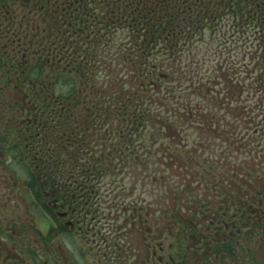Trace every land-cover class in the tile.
<instances>
[{
	"label": "flooded vegetation",
	"instance_id": "obj_1",
	"mask_svg": "<svg viewBox=\"0 0 264 264\" xmlns=\"http://www.w3.org/2000/svg\"><path fill=\"white\" fill-rule=\"evenodd\" d=\"M188 23L220 43L215 56L244 60L236 34L244 29L264 53V0H0V264H264L256 226L264 186L250 180L253 191L243 196L242 169L233 166L237 177L212 183L199 170L203 158L188 152L196 160L184 179L197 184L195 195L156 192L146 205L119 189L132 184L133 166V185L146 184L147 149L157 166V118L154 134L144 127L157 78L174 66L192 89L189 68L199 59L189 65L187 56L200 37L204 54L211 50ZM238 62L226 59L224 70ZM133 73L138 85L130 87ZM229 80L227 88H237ZM153 171L160 192L168 184L159 166ZM23 191L53 229L35 225Z\"/></svg>",
	"mask_w": 264,
	"mask_h": 264
},
{
	"label": "rangeland",
	"instance_id": "obj_2",
	"mask_svg": "<svg viewBox=\"0 0 264 264\" xmlns=\"http://www.w3.org/2000/svg\"><path fill=\"white\" fill-rule=\"evenodd\" d=\"M246 29H249V27ZM245 31L246 30L244 29V31H239L236 33L237 35H239L238 38L243 48V54L245 55L244 60L241 57H237L228 53L222 57L215 56L214 49L209 51L208 54H204V50L202 48L203 42L201 38H199V46H197L196 50H194L190 55L187 56L189 65L192 60L197 61V59H199V62L197 64H194L189 68V74L194 76L192 82L189 84V87L193 89L190 92H187L188 89L186 87L185 81H179V78L185 76V74L182 75L181 73L177 72L178 68H175L174 66L165 69L163 71L164 74H161L160 78H157V87L161 88L162 85L163 90L159 91L157 93V96H153L154 98H151L150 100L148 99L146 105L144 106L146 114V122L144 127L146 129V132L152 134V127L155 128V118H157V111L162 110L164 114L170 113L169 110L166 111L165 103L175 106V103L179 99H181L182 101H185L189 98L194 99L197 101V105L212 104L220 111H222V108H229L225 105L220 106L219 99L215 94L224 93L225 96L229 94L231 89L229 87L227 88L226 84L229 83V78L232 76L233 81L239 82V84L241 85V90H235V93L237 94V102L235 104V108L243 111L244 115L246 117H250V119L227 122L228 126L225 128L224 132L229 145L222 144L223 141L220 139H216V141L219 143L218 145H216V136L208 133L206 130L204 131V133L207 136H205L204 134H200L199 132H194L192 135H189L187 138L183 139V141H178V136L173 137V134L171 133V131L173 132V130L169 129L166 123H164L163 128L160 126L161 124L157 123V150L161 151L159 154H157V166L162 169V182H167L168 185L161 186V191H158V183L157 180H155L156 174L153 171V168L157 167L154 166L156 165L154 152L152 156H149V149H147L144 163V168L146 170V184L142 186L133 185V182L136 181V178H134L132 175L133 172L136 171V166H133L131 167L132 169H130L132 184L125 185V190H122L123 187L121 186V195H124L129 191L131 192L132 190L134 198L136 200L138 199L139 201V198L143 197L146 199V205L149 204L148 202L150 200V197H153L156 192L157 194H159V196H161V198L170 197L171 199L174 198V193L195 195L194 193L197 192V184L192 183L191 185H189V182L186 183L184 178H186L185 173L187 171V168L190 169L191 167L189 160H196V157H194L195 152L199 147H201L200 145H202L203 143H205V146L208 148L207 149L202 147L208 150L206 153L207 156L199 157L203 158L202 163H204L206 168H200L199 170L201 171L203 169H206L207 173L209 174L208 180L210 182L217 183L218 180L214 179L213 177H220L223 175H226V177L229 178H235L237 177L236 171L238 168H240L242 169L241 178L244 179L243 183L252 180L256 181L257 185L260 184L264 186V114L260 113L261 109H264V69L262 70V66L264 67V64L262 63L263 59L260 49H255L249 45L251 37ZM214 43L215 46L220 44L219 42ZM251 51L255 53V56L257 58L254 55H251ZM233 57L237 60H240V62L236 63V65L232 68V71H229L227 73V70H224V66L222 64L226 63V59ZM252 59L254 61L255 59L257 60V64L254 67L260 74H256ZM209 66L215 67V73L213 72L214 80L210 84V88H208L207 92H205L204 89L208 87L209 75L207 73V68ZM239 71L242 72V78L238 77ZM132 75L134 76V78L130 79V87L132 84L138 85L137 74L133 73ZM162 75H166V78H162ZM155 83L156 80L151 82L150 85H148L149 88H154ZM165 87H170V90L165 92ZM255 92L258 93L257 98L254 97ZM140 93H144V91L141 90ZM173 93L176 94L177 97H171V94ZM180 95L183 96L179 97ZM145 96L147 97L148 93H146ZM155 98H157V103L155 101ZM163 117L165 116L163 115ZM170 121L173 120L170 119ZM199 142L202 144H198ZM210 143L214 144L213 148L209 147ZM175 146H180L177 151L173 150V147ZM150 147L153 148V145H150ZM165 151H167V153H165ZM188 152H193L194 155H188ZM149 157H151L152 162L150 170L148 166ZM176 158L182 160V162L175 161L176 165L178 163L181 164V168L176 167L173 162H171V160H174ZM228 158L230 161L228 160ZM233 166H235L237 169L232 168ZM141 169L142 167L140 168V170ZM125 170L126 168L124 169V171ZM199 170L197 173H199ZM194 172H196V170H194ZM127 180L128 177L126 178V181ZM243 183L240 187L242 195L247 194L244 193L243 190L249 192L253 191V186L249 185V182L247 184ZM209 193L210 196L216 194L215 191H211ZM259 193L264 194V190H262L261 192L259 191ZM129 196L131 198H128ZM129 196L125 199L126 202L132 200V195ZM167 203L168 202H166V204ZM215 203H213L214 205L210 203V206L217 209L218 207L217 205H215ZM138 205L142 206L143 203L139 202ZM257 215L259 219L256 225L257 238L259 243V253L257 252V258H260V261L262 262V259L264 261V204L263 206H258ZM260 245L262 246L260 247Z\"/></svg>",
	"mask_w": 264,
	"mask_h": 264
},
{
	"label": "trees",
	"instance_id": "obj_3",
	"mask_svg": "<svg viewBox=\"0 0 264 264\" xmlns=\"http://www.w3.org/2000/svg\"><path fill=\"white\" fill-rule=\"evenodd\" d=\"M150 7H148L147 6V8L146 9H149ZM147 12H148V10H147ZM147 18H153L152 16H150L149 14H147ZM148 22V21H147ZM115 24V23H114ZM200 24V23H199ZM198 24V25H199ZM152 25V23H150L149 22V24L148 23H146V26H145V28L147 29L148 28V26H151ZM197 24H191V23H188V26H187V28L190 30V32H191V34L190 35H192V34H194V35H196V34H200V35H202V36H205L206 35V33L205 32H203V30L201 29L202 28V25H200V27L198 26ZM133 28L134 27V29H132V32H136V30H137V28H135V26L134 25H131L130 26V28ZM139 28V27H138ZM168 29H169V32H170V34H172L176 29H177V25H175V26H169L168 27ZM197 29V30H196ZM131 30V29H130ZM196 30V31H195ZM131 32V33H132ZM154 32V30H152V31H150L149 33H148V35H150L151 33H153ZM201 32V33H200ZM261 35V34H260ZM197 36V35H196ZM263 37V36H262ZM262 44V43H261ZM146 81H148V79L146 80ZM189 107V105H186L185 107H184V109H187ZM209 114H212V115H215L216 117L217 116H221L222 117V120L225 118V117H227L222 111H220V113H218V110H217V108L216 107H213V108H211V105H203V107L201 108V109H199V110H196V112L195 113H193V115H194V117H196L195 119H201L202 117H204V119L207 121V125H209L210 123H211V121H214L212 118H211V116L209 115ZM190 121H193L194 122V119H190ZM166 122H170V121H166ZM183 123V121H179V123ZM159 123H161V125H163L164 126V122H161V121H159ZM172 124H174V122L172 123ZM214 124H217V123H214ZM163 128V127H162ZM180 128V127H179ZM206 128H209L208 126H206ZM153 131H152V134H154V129H152ZM208 131V133H210V134H213L214 136H216L215 138L216 139H220V138H223V143L222 144H224V145H229L228 144V141H227V138L224 136V135H220V132H219V130H216V131H214V130H212V131H210V130H207ZM217 135H219L218 137H217ZM182 138V137H181ZM216 139H215V142H216V145H218L219 143L216 141ZM200 144H202V143H200ZM201 147H205L204 146V144H202V145H200ZM209 147L210 148H213L214 147V144L213 143H210L209 144ZM195 148V147H194ZM179 149V148H178ZM177 149V150H178ZM169 150H170V148H169ZM174 151H177V150H175V149H173ZM199 150H200V147L197 149V151L195 152V153H198L199 152ZM168 151V150H167ZM167 151H165V153H167ZM262 224V223H261ZM263 224H264V222H263Z\"/></svg>",
	"mask_w": 264,
	"mask_h": 264
},
{
	"label": "water",
	"instance_id": "obj_4",
	"mask_svg": "<svg viewBox=\"0 0 264 264\" xmlns=\"http://www.w3.org/2000/svg\"><path fill=\"white\" fill-rule=\"evenodd\" d=\"M25 199L29 213L33 216L35 225L44 233L54 228L53 221L45 214L44 210L38 205L29 191L20 193Z\"/></svg>",
	"mask_w": 264,
	"mask_h": 264
}]
</instances>
